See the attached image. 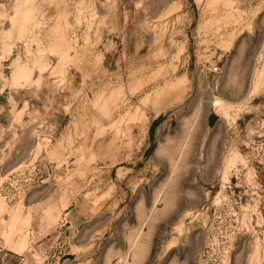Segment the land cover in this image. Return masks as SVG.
Returning a JSON list of instances; mask_svg holds the SVG:
<instances>
[{
	"label": "rangeland",
	"instance_id": "obj_1",
	"mask_svg": "<svg viewBox=\"0 0 264 264\" xmlns=\"http://www.w3.org/2000/svg\"><path fill=\"white\" fill-rule=\"evenodd\" d=\"M1 264H264V0H0Z\"/></svg>",
	"mask_w": 264,
	"mask_h": 264
},
{
	"label": "built area",
	"instance_id": "obj_2",
	"mask_svg": "<svg viewBox=\"0 0 264 264\" xmlns=\"http://www.w3.org/2000/svg\"><path fill=\"white\" fill-rule=\"evenodd\" d=\"M1 260H2V258H1V256H0V264H1Z\"/></svg>",
	"mask_w": 264,
	"mask_h": 264
}]
</instances>
